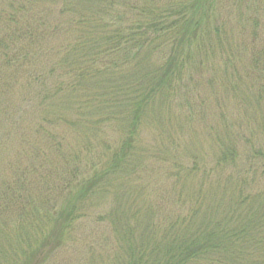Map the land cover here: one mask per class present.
<instances>
[{
    "label": "trees",
    "instance_id": "16d2710c",
    "mask_svg": "<svg viewBox=\"0 0 264 264\" xmlns=\"http://www.w3.org/2000/svg\"><path fill=\"white\" fill-rule=\"evenodd\" d=\"M253 1L0 0V97L28 85L34 98L25 96L26 107L39 113L20 142L19 162L0 177V264H49L91 200L114 190L118 196L113 184L141 170L152 106L168 105L186 74L203 77L210 58L216 77L209 83L227 85L223 94L250 115L243 126L220 103L211 166L197 156L191 165L174 161V199H189L190 212L168 220L144 206L116 217L110 204L95 218L126 234L116 264H264V0ZM230 25L243 41L234 42ZM109 124L122 134L87 137L81 148L69 139L79 127ZM157 149L153 158H164ZM199 172L212 183L216 173V198L202 181L192 195L179 182V174ZM141 208L154 219L141 220ZM200 209L205 215L195 222Z\"/></svg>",
    "mask_w": 264,
    "mask_h": 264
},
{
    "label": "rangeland",
    "instance_id": "374dc122",
    "mask_svg": "<svg viewBox=\"0 0 264 264\" xmlns=\"http://www.w3.org/2000/svg\"><path fill=\"white\" fill-rule=\"evenodd\" d=\"M257 1H253V3H257ZM227 3L229 4V2ZM230 6L231 4L228 8ZM230 19L231 21L234 20L233 15L230 16ZM231 24L235 25L236 23L232 22ZM234 25H230V29L234 30L235 39L238 31ZM263 35L264 31L261 37ZM240 40L243 41L244 38L237 39L236 37L234 42L237 43ZM207 67L211 69H206L203 77L186 74L182 91L174 95V99L170 98L171 101L168 102V105L156 101V105L152 106V115L149 116L151 123L145 125L141 133L140 146L145 149L144 153L140 151L145 159L144 163L141 164V170L139 169L138 173L120 177L113 184L118 191H122L119 194L116 193L118 196L115 195L116 190H114L105 197H94L91 200L88 216L81 220L68 244L56 253L49 264H116L122 254V249L117 252L118 255L115 251L122 245L123 247L126 246V234L123 237V231H120L121 234L118 233L116 228L109 225L110 222L102 225L96 221L99 218H95V214L103 213L110 204H116L114 210L116 217L123 211L130 214L133 210L144 206L161 209L165 216H168V220L174 215H186L187 212H190L189 199H186L188 203H184V201L178 203L176 202L177 197L176 201L174 199L178 191V184L174 176V161L180 158L182 162L191 165L193 157L197 156V162L200 166H211L216 157V129L218 131L222 129L218 110L220 103L223 110L232 115L234 121L242 120L243 126L249 120L250 115L244 108L235 107L231 96L223 94L222 88L224 90L227 85H216V80L213 84L209 83L211 74L216 77V58H210ZM219 69L223 70V66ZM25 86L18 84L5 97H0V177L6 174V177L9 176L8 163L10 165L16 159L14 163L19 162L17 155L20 150V142L26 134L33 132L32 128L39 116L37 111L31 113V109L26 107L29 103L26 102L25 96L30 97L31 100L34 97L33 88L31 89L28 85ZM188 101L192 104L191 116L188 114V106L186 105ZM3 108H6L7 111ZM121 134V128L118 124L112 126L109 124L96 130L79 127L75 132L69 134V139L81 148L87 137H90L91 141L97 142V139L101 137L115 139ZM161 140H163L162 143ZM158 146L156 156L161 150L164 151L165 155H163L164 158L154 159L153 155ZM85 164L86 161L77 164L79 165V172H85ZM60 174L61 171L57 170L54 180L60 177ZM178 179L182 184H186L189 195L199 190L202 181L204 190L211 191L214 189V197L216 198V173L213 183L212 175L210 179L203 176L201 172H199V176L194 177H186L185 173L179 174ZM122 182L124 183L121 184ZM210 183L214 186H210ZM207 200L212 204L214 203L210 194ZM141 211V220L150 216L145 214V209L141 208ZM204 215L205 210L200 209L193 220L201 222ZM150 217L153 218L152 214ZM117 256L118 258H116Z\"/></svg>",
    "mask_w": 264,
    "mask_h": 264
}]
</instances>
